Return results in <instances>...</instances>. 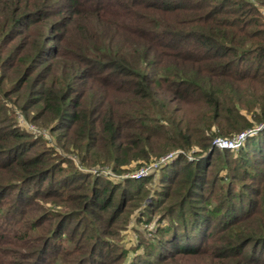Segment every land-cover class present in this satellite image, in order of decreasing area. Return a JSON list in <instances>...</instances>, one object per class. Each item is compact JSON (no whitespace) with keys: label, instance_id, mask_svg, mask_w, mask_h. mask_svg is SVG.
I'll return each instance as SVG.
<instances>
[{"label":"trees","instance_id":"obj_1","mask_svg":"<svg viewBox=\"0 0 264 264\" xmlns=\"http://www.w3.org/2000/svg\"><path fill=\"white\" fill-rule=\"evenodd\" d=\"M0 264H264V0H0Z\"/></svg>","mask_w":264,"mask_h":264},{"label":"rangeland","instance_id":"obj_2","mask_svg":"<svg viewBox=\"0 0 264 264\" xmlns=\"http://www.w3.org/2000/svg\"><path fill=\"white\" fill-rule=\"evenodd\" d=\"M19 125L23 128V127H25L24 126V121H23V119L21 118V117H19ZM26 126L27 127H25V128H27L28 130H30L31 131V129H33V133H35V134H39V133H42L43 134V137H45V138H48L49 137V135H48V132H46V131H44V130H37V129H35L34 127H32L30 124H26ZM256 127H258V126H256ZM255 127V128H256ZM40 135V134H39ZM173 152H175V151H173ZM166 156V155H165ZM165 156H163V157H165ZM177 156V155H176ZM162 157V158H163ZM173 158L174 157H172L171 159H169V161H171V160H173ZM187 158L188 159H192V157L191 156H187ZM167 163V162H166ZM96 173L98 174V175H101V176H107V177H111V178H115L116 180L117 179H127V178H129V179H141V178H147V176L151 173V172H149V173H147L146 175H142V176H139V177H137V176H135V175H133L134 174V172L132 171V172H127V173H125L124 175H122V176H116V175H114V174H112V176L111 175H108V174H110V172L109 171H107V170H104L103 168L102 169H100L99 171H96ZM133 175V176H132ZM152 179H150V183L151 184H153L154 183V181L156 182V177H153V180L154 181H151ZM140 223H137L135 220H134V218L131 220V225L130 226H137V228L139 229L140 227H141V224L139 225ZM143 224V223H142ZM139 231H141V230H139ZM142 232V231H141ZM137 236H138V233L135 231V229L133 230V229H125V231L122 233V238H121V241H120V244H122L123 246H126V247H131V246H134L135 244H136V242H137Z\"/></svg>","mask_w":264,"mask_h":264},{"label":"built area","instance_id":"obj_3","mask_svg":"<svg viewBox=\"0 0 264 264\" xmlns=\"http://www.w3.org/2000/svg\"><path fill=\"white\" fill-rule=\"evenodd\" d=\"M261 127H262V125H259L258 127L247 130L243 133H240L231 139L217 138L213 141V144L218 148H226V149L236 150L242 144V142L244 141L246 136L250 135L251 133H254L257 130H259ZM177 154H178V152L169 153L165 157L161 158L159 161H157L155 163H151V164L144 166V167L140 168L139 170L135 171L133 175H135L137 177L142 176V175H146L147 173L152 172L153 170L157 169L160 166V164H165L166 162H168L169 159H171L172 157H175Z\"/></svg>","mask_w":264,"mask_h":264}]
</instances>
